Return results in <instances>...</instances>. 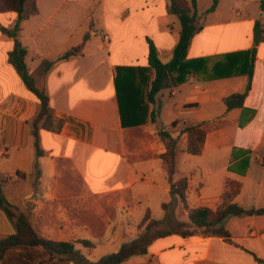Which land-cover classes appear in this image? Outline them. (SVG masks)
Listing matches in <instances>:
<instances>
[{
	"label": "crops",
	"instance_id": "0c3cea01",
	"mask_svg": "<svg viewBox=\"0 0 264 264\" xmlns=\"http://www.w3.org/2000/svg\"><path fill=\"white\" fill-rule=\"evenodd\" d=\"M210 1L197 0L203 29L187 57L210 59L206 73L160 94L159 123L123 127L117 68L148 67V39L163 62L172 59L182 27L168 11L169 0H37L38 13L21 23L18 39L28 52L29 73L64 122L59 132L40 128V157L33 133L40 102L10 62L15 39L0 30L1 192L43 238L74 242L96 263L136 241L144 222L167 228L181 223L189 225L190 236L158 238L147 254L121 264H264V215L231 216L215 234L190 226L186 209L216 211L225 202L264 208V43L257 47L243 108L230 111L225 99L246 91V74L204 81L225 56L254 47L255 24L264 25L261 0H219L205 17ZM17 19L14 11L0 13L2 27L13 29ZM73 50L79 51L60 60ZM43 60L54 66L36 75ZM160 124L178 140L174 173L163 158L169 148ZM199 125L206 136L194 155L185 131ZM182 178L188 180L186 204L172 195ZM234 184L240 185L236 195ZM16 232L15 221L0 208V238Z\"/></svg>",
	"mask_w": 264,
	"mask_h": 264
},
{
	"label": "trees",
	"instance_id": "16d2710c",
	"mask_svg": "<svg viewBox=\"0 0 264 264\" xmlns=\"http://www.w3.org/2000/svg\"><path fill=\"white\" fill-rule=\"evenodd\" d=\"M219 0H214L209 13L214 12ZM261 8L264 14V0H261ZM14 11L18 14L17 22L13 29L0 25V30L10 38L15 39L16 46L11 53L10 62L17 70L25 85L35 94L41 106L38 121L34 125L33 133L36 138L37 155L43 156L44 152L40 146V128L59 132L64 122L57 119L51 107L50 97L45 90L36 85V79L29 73L26 58L28 52L18 39L21 31V23L29 17L38 13L37 0H0V13ZM168 11L177 15L181 22V37L173 50L172 59L165 63L161 60L160 53L155 43L148 39L149 43V65L148 67H118L115 80L123 127H137L160 122L163 104L160 94L165 90H173L187 83L191 77L201 76L206 73L207 64L210 59L188 60V52L195 35L203 29V16L199 14L197 0H169ZM264 43V25L261 20L257 21L254 28V47L248 52L225 56L222 65L216 64L215 72L204 81L230 78L246 74L249 82L246 91L241 94H233L225 99L228 110L240 109L245 105L246 98L252 88L254 64L256 60L257 47ZM73 50L66 53L60 60H67L78 53ZM235 61V62H234ZM233 64H232V63ZM242 67H245L241 70ZM219 65V66H218ZM54 62L43 60L36 71V75L45 76L53 68ZM40 123V124H39ZM188 134L187 151L198 155L201 153L205 141L204 125L187 128ZM159 133L164 140L168 141L169 152L163 158L169 162L171 173L176 169V157L179 149L178 140L173 139L162 124ZM249 159H245L246 166ZM5 182V181H4ZM3 183V182H2ZM0 183V208L5 211L9 219L16 223L17 232L12 236L0 238V260L4 264H121L135 255L147 254L148 247L158 238L181 233L187 237L192 234L189 227L175 223L166 230L154 231L160 225L157 221L148 224L144 222V229L139 238L124 245L120 252L102 258L96 263L90 262L77 249L74 242H55L43 238L32 227L28 217L6 201L1 192ZM236 195L240 185L234 184ZM188 180L182 178L172 186V195L178 196L185 204L187 202ZM172 203L165 204L168 210ZM189 220L193 227L205 228L209 233H222L216 230L231 216L264 215V208L259 210H245L244 208L225 202L223 206L213 211L208 208H190L186 204ZM86 248H93L89 241L80 242Z\"/></svg>",
	"mask_w": 264,
	"mask_h": 264
},
{
	"label": "rangeland",
	"instance_id": "374dc122",
	"mask_svg": "<svg viewBox=\"0 0 264 264\" xmlns=\"http://www.w3.org/2000/svg\"><path fill=\"white\" fill-rule=\"evenodd\" d=\"M213 3H214V0L210 1L209 4L207 5V7H206V13L204 14L205 17H207L208 15L211 14V13H209V10H210V8L213 6ZM166 91H167V90H165L164 92H166ZM183 222H184L185 224H190L188 220H183ZM188 226H189V225H188ZM166 229H168V228H167L165 225H163V226H160V225H159V226L155 227L153 230H154V231H158V230L163 231V230H166ZM0 264H4V262L0 260Z\"/></svg>",
	"mask_w": 264,
	"mask_h": 264
},
{
	"label": "water",
	"instance_id": "95a60500",
	"mask_svg": "<svg viewBox=\"0 0 264 264\" xmlns=\"http://www.w3.org/2000/svg\"><path fill=\"white\" fill-rule=\"evenodd\" d=\"M0 201H1V197H0Z\"/></svg>",
	"mask_w": 264,
	"mask_h": 264
},
{
	"label": "built area",
	"instance_id": "2783aa9c",
	"mask_svg": "<svg viewBox=\"0 0 264 264\" xmlns=\"http://www.w3.org/2000/svg\"><path fill=\"white\" fill-rule=\"evenodd\" d=\"M106 40H107V38H106Z\"/></svg>",
	"mask_w": 264,
	"mask_h": 264
}]
</instances>
